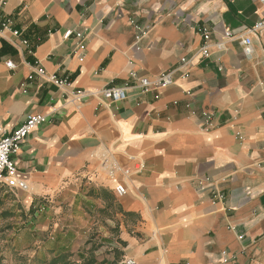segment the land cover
<instances>
[{"label":"crops","instance_id":"crops-1","mask_svg":"<svg viewBox=\"0 0 264 264\" xmlns=\"http://www.w3.org/2000/svg\"><path fill=\"white\" fill-rule=\"evenodd\" d=\"M0 16V123L47 115L12 156L32 231L78 263L264 264V45L247 31L264 0H10ZM167 71V88L91 95Z\"/></svg>","mask_w":264,"mask_h":264},{"label":"built area","instance_id":"built-area-1","mask_svg":"<svg viewBox=\"0 0 264 264\" xmlns=\"http://www.w3.org/2000/svg\"><path fill=\"white\" fill-rule=\"evenodd\" d=\"M10 0H0V8L6 5ZM0 23L3 27L8 25V20H3L0 16ZM248 32L255 34L264 45V17L257 21L253 26L247 29ZM203 42L200 46L199 52L207 57L210 55L209 40L211 38V32L207 27H201ZM71 30L66 32V36L71 34ZM14 36L20 37L19 41L21 45L30 47L32 50L33 44L30 39L22 36V31L14 30ZM79 36L81 34H78ZM235 33L232 31H226L224 38L216 43V46L221 49L224 47L225 39L233 38ZM242 43L245 47L246 54L250 55L252 52L251 43L252 39L250 36L246 35L241 38ZM8 68H15L16 64L13 60H8L6 62ZM41 73H44L42 68H39ZM133 85H112L105 87L99 91L91 92V95L96 93L102 95L105 99L119 102L127 98L128 90L131 87H137L142 91L149 90H159L161 88H167L174 82L173 71H167L158 76L155 79H150L145 76H135ZM58 85L65 83V80H61L56 76L51 78ZM84 90L73 91V97L80 100L81 96L84 94ZM47 121L46 114H28L24 122H22L18 127L14 128L13 131L9 134L5 133L4 125L0 123V185L6 186L9 188H18L25 190L28 188V184L25 179L18 176V169L16 163L14 162L12 156L22 147L25 139L30 134V132L35 129L37 126L41 125ZM145 167L144 162H140L137 165V169L141 170ZM128 172V170H126ZM117 195L123 196L127 193V187L123 183H119L115 187ZM125 264H136V261L133 258H128L125 260Z\"/></svg>","mask_w":264,"mask_h":264},{"label":"rangeland","instance_id":"rangeland-1","mask_svg":"<svg viewBox=\"0 0 264 264\" xmlns=\"http://www.w3.org/2000/svg\"><path fill=\"white\" fill-rule=\"evenodd\" d=\"M21 199L16 189L0 185V264H53L52 259L59 254L54 250L55 243L47 232L31 230L34 225L25 215ZM66 261L88 264L74 261L72 254L56 264Z\"/></svg>","mask_w":264,"mask_h":264},{"label":"trees","instance_id":"trees-1","mask_svg":"<svg viewBox=\"0 0 264 264\" xmlns=\"http://www.w3.org/2000/svg\"><path fill=\"white\" fill-rule=\"evenodd\" d=\"M69 255H71V254H67L66 252L59 253L57 256H55V257L52 259L51 263L56 264V263H59V262H61V261H65L66 258H67ZM64 263H66V264H72V262H67V261L64 262Z\"/></svg>","mask_w":264,"mask_h":264}]
</instances>
